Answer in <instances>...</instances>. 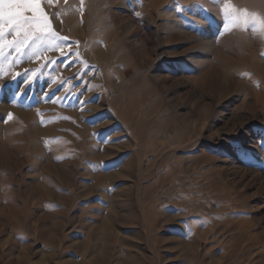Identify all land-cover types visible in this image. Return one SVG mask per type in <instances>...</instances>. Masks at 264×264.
Wrapping results in <instances>:
<instances>
[{
    "label": "rangeland",
    "instance_id": "rangeland-1",
    "mask_svg": "<svg viewBox=\"0 0 264 264\" xmlns=\"http://www.w3.org/2000/svg\"><path fill=\"white\" fill-rule=\"evenodd\" d=\"M226 5L264 18L43 0L55 37L5 29L0 264H264V33Z\"/></svg>",
    "mask_w": 264,
    "mask_h": 264
},
{
    "label": "snow or ice",
    "instance_id": "snow-or-ice-1",
    "mask_svg": "<svg viewBox=\"0 0 264 264\" xmlns=\"http://www.w3.org/2000/svg\"><path fill=\"white\" fill-rule=\"evenodd\" d=\"M47 2L50 4L52 0ZM225 11L233 25H243L246 29L251 25L252 31L264 33V18L249 14L247 10L230 9L227 5ZM5 29L14 33L15 38L9 43L16 47L33 39L40 40L44 35L56 36L43 0H0V38H3ZM261 146L264 147V141Z\"/></svg>",
    "mask_w": 264,
    "mask_h": 264
},
{
    "label": "bare ground",
    "instance_id": "bare-ground-1",
    "mask_svg": "<svg viewBox=\"0 0 264 264\" xmlns=\"http://www.w3.org/2000/svg\"><path fill=\"white\" fill-rule=\"evenodd\" d=\"M255 65H257V66H261V62H260V60H255V63H254ZM103 252V251H102ZM101 254V253H100ZM104 254H105V251H104Z\"/></svg>",
    "mask_w": 264,
    "mask_h": 264
}]
</instances>
